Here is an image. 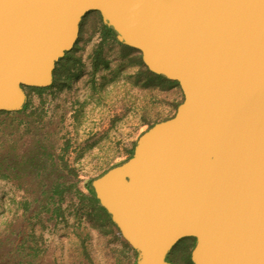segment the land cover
I'll return each mask as SVG.
<instances>
[{
  "label": "water",
  "instance_id": "water-1",
  "mask_svg": "<svg viewBox=\"0 0 264 264\" xmlns=\"http://www.w3.org/2000/svg\"><path fill=\"white\" fill-rule=\"evenodd\" d=\"M90 11L183 95L91 180L135 264L186 236L193 264H264V0H0V110L52 83Z\"/></svg>",
  "mask_w": 264,
  "mask_h": 264
},
{
  "label": "rangeland",
  "instance_id": "rangeland-1",
  "mask_svg": "<svg viewBox=\"0 0 264 264\" xmlns=\"http://www.w3.org/2000/svg\"><path fill=\"white\" fill-rule=\"evenodd\" d=\"M102 23L100 15L87 12L70 50L79 61L60 58L62 70L55 71L54 84L29 90L22 112L0 113V264L124 263L115 249L118 241L95 225L93 209L78 203V192L91 195L87 182L125 160L139 134L170 117L183 95L178 85H155L141 58L128 60L139 51L121 56L126 49L116 38L103 37ZM69 65L77 75L60 88L59 78ZM92 75L106 86L95 95L93 88L81 87L84 77ZM61 106L62 122L45 128L48 116L55 117ZM34 156L37 162L30 160ZM57 182L73 184L71 205L57 194L63 186L55 189ZM186 237L172 246L167 260L190 264L183 251L193 241Z\"/></svg>",
  "mask_w": 264,
  "mask_h": 264
},
{
  "label": "trees",
  "instance_id": "trees-1",
  "mask_svg": "<svg viewBox=\"0 0 264 264\" xmlns=\"http://www.w3.org/2000/svg\"><path fill=\"white\" fill-rule=\"evenodd\" d=\"M90 12H93V13H96V14H98L99 15V13L97 12V11H90ZM89 12V13H90ZM102 32H103V37L104 38H107V37H113L114 39H115V36H114V31L113 30H111L110 28H108L105 24H103L102 23ZM119 44H120V46H122L124 49H126L125 51H123V53L121 54V56H123V57H125L126 55H127V52L129 51V50H134L133 48H131V47H129V46H127V45H125V44H123V43H121V42H118ZM75 44H76V42H75ZM75 44H74V46L73 47H75ZM94 61H95V69H96V67L98 66L97 65V58H96V55L94 56ZM128 60L129 61H131V62H137V61H139L140 62V56L139 55H134V56H129L128 57ZM77 61H79V58L78 57H74V62H77ZM99 62H101V61H99ZM70 67L68 68V73L65 75V76H68L69 78H73V77H75L76 75H77V73H76V71H75V69L74 68H76L75 66H73V65H69ZM145 70L147 71V72H149L150 74H152L154 77H155V85H157V86H159V87H163V86H173V85H177V83L175 82V81H173V80H169V79H166V78H164V77H162V76H160V75H157V74H155V73H153V72H150L147 68H145ZM147 84V83H146ZM45 88H48V86H46V87H34V86H24V89H25V91H26V93L29 91V90H35V91H41V90H43V89H45ZM28 94V93H27ZM26 108V103L23 105V107L20 109V110H17V111H7V110H0V113H5V114H10V113H15V112H18V113H20V112H22L24 109ZM174 114V113H173ZM172 114V115H173ZM171 115V116H172ZM152 125V123L149 125V126H151ZM44 127L46 128L47 127V125L45 124L44 125ZM26 130H29V131H31V128H30V126H26ZM47 133H52L50 130H47ZM41 149H42V151L43 152H46L45 150H46V148L44 147V146H42L41 147ZM132 151H133V149H131V151H130V154L128 155V157L129 156H131V154H132ZM19 156L21 157V159H26V157H25V154L24 153H20L19 154ZM127 157V158H128ZM30 160H32V161H34V162H37V160H36V157L34 156L33 158H31ZM26 161H27V159H26ZM121 162V161H120ZM120 162H118V163H120ZM118 163H115V164H113V165H116V164H118ZM112 165V166H113ZM66 166V165H65ZM111 167V166H110ZM109 168V167H108ZM107 169V168H106ZM105 169V170H106ZM104 170V171H105ZM103 171V172H104ZM101 174V173H100ZM64 181V180H63ZM90 180H89V182H87V184H86V188L88 189V191L91 193V195H85V194H83V193H79L78 192V203L80 202V205H84V204H86V202L88 203V205H89V207H91L92 209H93V211H94V213H95V219H96V221H95V225L97 224L100 228H101V230L100 231H102L104 234H108V233H110L111 234V237L114 239V240H116V241H118V246H115V249H118V251L125 257L126 256V253L127 252H129V251H132L133 249L130 247V245L119 235V233L117 232V230H116V228H115V225L111 222V220L109 219V216H108V214L106 213V211L99 205V203H98V200L95 198V196H94V192L92 191V188H91V186H90ZM60 185H63L62 186V188H60L59 189V191H58V193L57 194H59L60 196H61V198L63 197V199L64 200H70V205H71V203H73L72 201H71V199H72V197H71V194H72V192H71V187L73 186V184H66L65 185V182H63V183H59V182H57L56 183V186H54V188L55 189H58L59 188V186ZM46 191V190H45ZM64 194V195H63ZM49 197H51V195L49 196ZM84 202V203H83ZM26 205H24V209L26 208L25 207ZM99 222V223H98ZM94 223V222H93ZM186 238H188V239H192V241H193V243H194V238L193 237H186ZM193 243H190L191 245H189L188 246V248L186 247L185 249H184V251L183 252H185V257H187V259L189 260V262H190V264H192V262H191V260H190V251H191V249H192V245H193ZM134 251V250H133ZM135 252V251H134ZM85 255V254H84ZM82 262H81V259H79L78 260V264H81Z\"/></svg>",
  "mask_w": 264,
  "mask_h": 264
},
{
  "label": "flooded vegetation",
  "instance_id": "flooded-vegetation-1",
  "mask_svg": "<svg viewBox=\"0 0 264 264\" xmlns=\"http://www.w3.org/2000/svg\"><path fill=\"white\" fill-rule=\"evenodd\" d=\"M73 48V47H72ZM71 50V49H70ZM66 51L65 52V54H64V56L63 57H61V58H65V57H67L68 59H67V63H69V62H74V54H71V51ZM59 62V61H58ZM58 62L56 63V65H55V68H54V70H53V80H52V83L49 85V86H51L52 84H54V82H55V71L57 70V68H58ZM59 70H62V68H58ZM74 78V77H73ZM99 78H101V77H98V76H95V75H92V76H85L84 77V81H82V88H86V87H88V88H93L95 91L93 92V91H91V93L93 94V95H95V93H98L97 92V90L98 89H103V88H105L106 86L105 85H103V84H101L102 82H100V84H99V82H96V80L97 79H99ZM72 78H69L68 76H64V75H62L60 78H59V87L60 88H65V84H70L69 83V80H71ZM48 86V87H49ZM143 86V85H142ZM27 94V93H26ZM61 105V104H60ZM64 114H65V110H64V107L63 106H61V109L57 112V115L55 116V117H52V116H48V118H47V121H46V125H47V127L46 128H51V126H56V127H58L59 126V124L62 122V120H63V117H64ZM53 121H56V123H54ZM167 259V258H166ZM173 263V262H172Z\"/></svg>",
  "mask_w": 264,
  "mask_h": 264
},
{
  "label": "crops",
  "instance_id": "crops-1",
  "mask_svg": "<svg viewBox=\"0 0 264 264\" xmlns=\"http://www.w3.org/2000/svg\"><path fill=\"white\" fill-rule=\"evenodd\" d=\"M135 255H136V252H134L133 250L132 251H129L126 253V256L124 257V263L122 262V264H135Z\"/></svg>",
  "mask_w": 264,
  "mask_h": 264
},
{
  "label": "bare ground",
  "instance_id": "bare-ground-1",
  "mask_svg": "<svg viewBox=\"0 0 264 264\" xmlns=\"http://www.w3.org/2000/svg\"><path fill=\"white\" fill-rule=\"evenodd\" d=\"M80 30V29H79Z\"/></svg>",
  "mask_w": 264,
  "mask_h": 264
}]
</instances>
